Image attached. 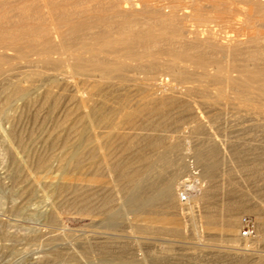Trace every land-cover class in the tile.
Listing matches in <instances>:
<instances>
[{
	"label": "bare ground",
	"instance_id": "obj_1",
	"mask_svg": "<svg viewBox=\"0 0 264 264\" xmlns=\"http://www.w3.org/2000/svg\"><path fill=\"white\" fill-rule=\"evenodd\" d=\"M213 23L226 25L229 31L210 26ZM9 52L20 57L35 56L34 64H40L45 73H55L45 78L47 89L40 96L42 103L39 104L48 105L47 110H52V114L62 103L59 95L52 93L53 88L72 84L76 90L75 87L81 86L80 93L74 91L73 107L61 120L57 118L54 121L57 132L72 117L67 136H62L65 131L60 130L58 132L62 135L55 132L47 144L52 152L60 149V155L53 154L56 158L59 156V176L56 178L48 173L51 178L46 174L51 158L43 153L33 157L24 155L20 159L25 169L34 176L45 172L46 189L54 196L71 193L86 199L95 194L96 188L105 181L104 176L113 184L117 180L113 173L116 168L110 166L114 169L112 171L108 163L113 162L109 160L114 151L136 152V156L122 160L124 166L113 158L123 167L119 174L122 179L136 170L134 165L145 162L148 154L146 151L144 154L141 148L143 144L146 147L151 138L155 144H164L163 149L166 147L175 153L178 144L167 146L163 136L162 127L169 124V120L175 121L176 126L182 121L193 120V132L189 130L196 135L194 131L206 128L204 115L211 120L217 119L218 112H223L221 109L218 111V106L239 103L241 110L236 115H240L242 120H247V123L248 120L253 121L258 129L261 125L257 122L264 121V0H0V73L2 65L12 57L8 56ZM65 74L73 82H69ZM23 82L25 80L11 83L1 90L2 118L9 120L12 117L8 110L15 101H22L25 105L33 103L30 86H24ZM151 91L154 92L149 94ZM40 97L34 96L33 99ZM242 120L240 122L246 123ZM262 126L259 132L264 135ZM70 134H73L72 138L68 136ZM182 135L180 138H183ZM3 136L8 144L22 151L27 149L24 138L14 130ZM252 136L248 139L243 137L238 142L240 150L236 154L239 157L235 156L239 160H236L235 167L240 182L255 188L247 195L256 198V204H250L242 196L231 198V194L239 189L232 179L226 184L225 196L218 200L220 203L216 207L214 196L219 193V188L201 189L199 194L204 202L205 214L201 225L198 217L189 214L194 216L193 234L199 241L207 242L201 236L203 232H207L208 237L211 234L221 235L231 247L233 257H237L234 260L238 264H248L250 255H253L251 253H256L261 244L260 232H264V214H261L264 207V141ZM199 152L194 154L196 162L205 167V177L210 178L211 170L217 165L216 154ZM16 160L11 158L13 165ZM178 160L181 165L183 160ZM176 162L174 160L173 163ZM101 164L106 167L104 176ZM173 176L175 181L176 175ZM260 180L263 185H258ZM160 195L157 198L161 202L159 208L155 207L157 199H151L148 192L138 195L132 206L144 207L141 218L148 219L143 228L145 231L155 227L150 218L166 215L168 221L160 226V231L172 233V212H175V206L180 207L182 200L180 195H175L176 198L170 201H167L169 195ZM189 212L193 213L191 209ZM243 212L254 217L257 234L251 240L238 237L240 214ZM219 218L221 223H218Z\"/></svg>",
	"mask_w": 264,
	"mask_h": 264
},
{
	"label": "rangeland",
	"instance_id": "obj_2",
	"mask_svg": "<svg viewBox=\"0 0 264 264\" xmlns=\"http://www.w3.org/2000/svg\"><path fill=\"white\" fill-rule=\"evenodd\" d=\"M207 11L209 12V10ZM210 26H217L216 28L226 32L229 31L226 25L220 23H213ZM10 55L12 56V60L10 58L5 62L6 64L4 63L5 65H2L4 70L1 68L0 91L11 83L25 80L23 84H25L24 86H30V99L34 101L29 105H25L22 101H15L10 108L11 111L8 110L9 115L11 114L12 117L8 120L0 116V229L3 230H0V264H238L234 260L237 257H233L231 247L221 235L211 234L212 236L208 237L209 234L203 232L201 236L207 242L199 241L193 234V218L194 216H196L195 218L198 217L200 225L202 224V220L204 222V202L199 194L201 193V189L209 187L219 188L218 195L214 196L217 199L216 207L220 203L218 200L225 196L226 184L232 179V181L235 180V183L237 182L239 189L235 194H231V198L238 199V197L242 196L250 204H256L257 199L252 195H247L250 190H255V188L250 184L246 186V183L243 184L238 178L239 175L236 172L235 166L236 160H239V158L235 155L240 150V143L238 142H241L243 137L248 139L253 135L257 139L259 138V141H264V135L262 133L261 135L259 132V130L263 129L262 124L264 125V121L256 123L257 125H261V128L258 129V127H254L253 121L248 120L249 122L247 123V120H242L239 117L240 115H238V111L241 110L239 103H233L232 105L234 106H218V111L221 109L224 113L218 112L220 114L219 116L217 115V119L211 120L204 115L203 121L206 128L201 131H194L196 135H192L193 131L191 127L193 120L182 121L177 126L175 125V121L169 120V122L167 121L169 124L163 125L165 127H162L164 129V132H162L167 146L168 144H178V150L175 153L167 150L168 148L166 147L163 149L164 144H155V141H151L153 139L151 138L147 141L148 143L146 142V147L143 144L141 148L144 154L145 151L148 154H146L147 159H145V162L143 161L134 165L133 168L136 170L122 179L119 174L123 167H120L121 165L119 166L113 158H116L117 162L123 163L129 156L130 158L136 156V152L132 150L123 153L117 150V155L114 151L109 161L113 160L116 164H112L113 162L108 163V168L110 166L114 169L116 168L115 170L113 169V173L118 181H115L116 178L112 176L114 177L113 181L116 183L113 182L112 184L111 180L104 176V173L106 174L104 172L106 167L101 164L105 181L94 191L95 194L97 193L96 195H89L88 197L90 198L87 197L86 199L77 198L71 193L61 195L60 197L54 196L47 191L45 182H47V175L49 177L53 176V174L54 177L59 176L57 169L59 156L56 158L54 155H60V149L52 152L48 149L49 146L47 144L50 143L53 134L56 132L54 123L58 120L57 118L61 120L66 112L73 107L72 101L77 91L81 92V86L75 87L76 90H74L72 84L53 88L54 91L52 93L55 96L59 95L58 98H60V102L62 103L59 105L61 109L58 107L59 111L54 110L52 114V110H47L48 105L39 104L42 103L40 96L47 89V75H54L55 73H45L41 69L40 64H34L35 56L20 57L9 52L8 56L10 57ZM15 58L19 61L15 60ZM40 74L41 76H39ZM64 76L68 78L69 82H73L69 75L65 74ZM74 91L76 94H74ZM153 92L151 91L149 94ZM0 95L2 97V91ZM34 96L40 97V99H33ZM37 100H39V103ZM109 105L114 106L112 103H109ZM39 106H42V108H38ZM196 107L201 111L199 106ZM236 113L238 114L236 115ZM68 120L70 121H66L67 123L64 124L63 129H60L64 130L65 132H62V134H65L62 135L60 130H58L60 132L57 131L56 133L67 136L71 125L69 123H72V117ZM241 120L246 121V123L240 122ZM171 122L172 124H170ZM248 129H251V131H248ZM11 130H14L22 139L24 138V142L26 141L27 149L24 150L25 152L5 141L3 134ZM71 135L73 134L68 136L72 138ZM181 135L183 138H180ZM102 139L104 142V138ZM213 140L217 141L218 144H215ZM152 142H154V146ZM228 146H231L230 149H228ZM147 147L151 149L147 150ZM217 148L220 150L217 151ZM154 149L157 150L154 151ZM207 150L216 154L215 160H218L216 161V167L211 170L212 175L210 178L205 177V167L197 163L194 157V154L199 151V153H209ZM38 153H43V155L45 154L51 159L49 161L50 168L46 171L47 175L43 172L42 175L40 173L37 177L33 175L34 173L28 171L27 168L25 169L20 159L25 156L33 157L39 155ZM11 158L17 159L16 165L12 164ZM178 158L183 160L181 165L178 164ZM174 160L175 162L177 160V162L173 163ZM122 166H124V163ZM48 173L52 175L50 176ZM173 175H176V178L178 177L177 179L175 178V181ZM262 181L264 182V178ZM262 181L260 180L258 185H263ZM75 182L76 180L73 181V183ZM163 185L165 186L163 187ZM166 186L168 194L166 193ZM142 192H148L150 198L153 200L155 198L159 199L162 193L164 195L167 194V197L169 195L168 198L166 197L167 201L176 198L175 195L185 196V201H181V203L183 202L182 204L179 202L180 207L175 206V212L173 210L175 214L172 212V220L170 219L174 223L172 233H162L160 231V226L168 221L166 215H164L165 217L153 216L150 220L153 221L155 227L148 232L143 229L148 220L141 218L144 207L132 206L135 198L142 194ZM96 196L99 197L97 198ZM75 199L76 201L74 202L73 200ZM158 199L155 202L157 203L155 204L156 208L161 207V202ZM107 200L108 202H106ZM190 209L193 213L189 212ZM198 211L199 213H197ZM189 214L194 216L192 217ZM261 214H264V207L261 209ZM243 217H249L253 221L254 233L252 236L254 237L257 234V228L255 229L256 224L253 215L243 212L240 214V218ZM219 220L220 218L218 219V223H221ZM240 228L238 237L242 238L240 236ZM252 236L246 239L243 238V240H251ZM259 240L261 244L258 245L257 252L260 255H256L257 252L251 253L253 255H250L248 264H264V232H260Z\"/></svg>",
	"mask_w": 264,
	"mask_h": 264
},
{
	"label": "built area",
	"instance_id": "obj_3",
	"mask_svg": "<svg viewBox=\"0 0 264 264\" xmlns=\"http://www.w3.org/2000/svg\"><path fill=\"white\" fill-rule=\"evenodd\" d=\"M180 199L182 201L185 200V196L180 195ZM241 228H240V236L242 238H249L254 233V223L249 217H243L240 221Z\"/></svg>",
	"mask_w": 264,
	"mask_h": 264
}]
</instances>
